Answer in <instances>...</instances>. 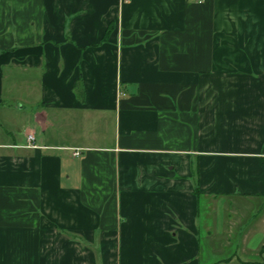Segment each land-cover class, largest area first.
<instances>
[{
    "label": "crops",
    "instance_id": "1",
    "mask_svg": "<svg viewBox=\"0 0 264 264\" xmlns=\"http://www.w3.org/2000/svg\"><path fill=\"white\" fill-rule=\"evenodd\" d=\"M0 264H264V0H0Z\"/></svg>",
    "mask_w": 264,
    "mask_h": 264
},
{
    "label": "trees",
    "instance_id": "2",
    "mask_svg": "<svg viewBox=\"0 0 264 264\" xmlns=\"http://www.w3.org/2000/svg\"><path fill=\"white\" fill-rule=\"evenodd\" d=\"M109 32V30H108ZM77 95H78V98L84 102V99H85V93H84V89L81 85V82H78V84L76 85V89H75Z\"/></svg>",
    "mask_w": 264,
    "mask_h": 264
},
{
    "label": "built area",
    "instance_id": "3",
    "mask_svg": "<svg viewBox=\"0 0 264 264\" xmlns=\"http://www.w3.org/2000/svg\"><path fill=\"white\" fill-rule=\"evenodd\" d=\"M194 1H196V2H201L202 0H194ZM28 141L31 143V145H30L31 147H33V148L36 147L35 144L33 143V141H34V136H33L32 134H29V135H28ZM75 155H78V153L76 152Z\"/></svg>",
    "mask_w": 264,
    "mask_h": 264
}]
</instances>
